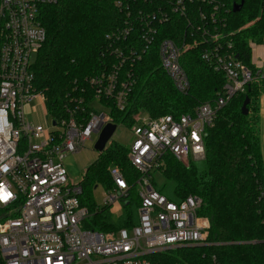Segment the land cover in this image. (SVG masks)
Listing matches in <instances>:
<instances>
[{"label": "built area", "instance_id": "obj_1", "mask_svg": "<svg viewBox=\"0 0 264 264\" xmlns=\"http://www.w3.org/2000/svg\"><path fill=\"white\" fill-rule=\"evenodd\" d=\"M56 1L0 0V205L11 206L10 215L0 217V264H149L145 255L150 252L205 242L210 221L198 213L202 198H169L152 184L150 171L166 151L182 161L205 157V135L219 108L251 81L264 77V55L254 52L264 42L250 43V63L237 56L231 41L224 40L226 16L220 15L215 0H141L140 5V0H114L127 12V20L107 35L118 61L109 72L88 77L93 89L89 118L85 122L71 113L54 117L46 93L36 86L33 54L48 35L41 5ZM180 15L187 20L186 39L163 37L158 43L162 66L175 85L181 91L189 88L183 48L200 43L202 58L223 72L226 82L216 99L199 103L192 112L135 114L128 157L140 172L139 221L111 231L87 227L90 211L80 200L83 186L70 181L64 156L80 151L94 132L99 136L108 122H114L109 111H96L94 102L113 98L123 108L133 83L130 71L121 77L124 65L140 59L162 25ZM136 31L139 38L129 41L126 49L113 46ZM35 100L45 122L27 118ZM110 174L116 186L106 192L105 204L126 197L131 187L118 166L111 167Z\"/></svg>", "mask_w": 264, "mask_h": 264}, {"label": "trees", "instance_id": "obj_2", "mask_svg": "<svg viewBox=\"0 0 264 264\" xmlns=\"http://www.w3.org/2000/svg\"><path fill=\"white\" fill-rule=\"evenodd\" d=\"M236 2L241 0H215L214 4H220V15L226 16L224 40L229 39L235 53L250 63V43L264 42V0H244L240 10L234 11ZM127 15L114 0H57L41 5L40 17L48 35L36 53L33 68L36 86L46 93L47 107L54 117L71 113L87 121L93 96L88 77L109 72L118 61L107 35L124 27ZM177 17L162 25L155 43L140 59L124 65L121 77L130 71L133 83L123 108L113 98L102 99L118 125L132 127L139 110L153 117L192 112L199 103L216 99L222 90L225 74L202 58V43L183 48L181 61L190 81L186 91L175 85L162 66L158 48L161 38L186 39L187 20L182 15ZM138 38L136 31L113 46L126 49L129 41ZM246 95L250 97L249 112L244 114ZM263 109L264 77H260L219 108L214 124L207 128L204 159L182 161L169 151L161 155L160 165L150 171L152 184L176 201L189 194L202 198L198 213L210 221L209 242L150 252L145 255L149 264H264ZM129 149L130 143L112 139L87 167L81 183L89 197L98 183L114 189L113 166H118L131 184L116 219L109 212L110 204L100 209L94 200L80 195L81 203L90 211L87 226L111 231L137 223L141 198L133 189L140 172L128 157ZM10 208L0 205V217L10 215Z\"/></svg>", "mask_w": 264, "mask_h": 264}, {"label": "rangeland", "instance_id": "obj_3", "mask_svg": "<svg viewBox=\"0 0 264 264\" xmlns=\"http://www.w3.org/2000/svg\"><path fill=\"white\" fill-rule=\"evenodd\" d=\"M257 43V42H256ZM263 43V42H262ZM254 52H256V55H264V47L259 46L258 48L254 49ZM36 54H33V60H35ZM94 109L96 111L102 112V111H109V107L106 106L103 103L102 98L99 101H95L94 104ZM31 107L34 108L33 112H30L27 114V118L32 121H39V122H45V117L43 116V110L41 107V104L38 102V100H35L32 102ZM141 111H136L137 113H140ZM146 113V112H145ZM263 115H264V109H263ZM135 118V115H134ZM49 120L51 122V118L49 117ZM98 137V133L94 132L92 135V139L87 141L85 147H83L80 151L78 152H72L69 151L65 156H64V163L66 166V169L68 171L69 179L71 182H79L83 179L87 167L96 159L99 151L94 147L95 141ZM116 139L118 141H121L123 143H130L132 140V128L126 124H119L111 138ZM110 140V141H111ZM109 141V142H110ZM193 159L189 158L188 160ZM204 159V158H203ZM159 181H163L164 177L161 174H158ZM140 186L138 183H136L133 193H139ZM108 191L106 186L102 183H98L97 185L93 186V188L90 191V197L86 192L82 193L81 195L84 198H89L91 200H94L95 204L97 207L102 209V207L105 205V194ZM86 198L87 201H90ZM123 200L122 198H117L114 202H112L109 206V212L112 214V217L114 219L117 218V216L121 212V207H122ZM90 214L87 216L86 219H89ZM136 219L137 222L139 221V207L136 209ZM85 224V221H84ZM85 226H87L85 224ZM90 227V226H87ZM131 227V226H128ZM209 236V233H208ZM208 237L207 240L202 244L208 243Z\"/></svg>", "mask_w": 264, "mask_h": 264}, {"label": "water", "instance_id": "obj_4", "mask_svg": "<svg viewBox=\"0 0 264 264\" xmlns=\"http://www.w3.org/2000/svg\"><path fill=\"white\" fill-rule=\"evenodd\" d=\"M243 1L241 0V2H236L233 5V10L234 11H238L240 10V8L243 5ZM237 56H239V54H236ZM250 101V97L249 95H246L244 102L242 104V112L244 114H247L249 112V104ZM54 123H56V120H54ZM118 124L115 122H108L100 131L99 136L97 138V140L95 141L94 147L99 151L102 152L107 144L109 143V141L111 140L116 128H117ZM197 245H201L200 244H189V245H185V246H197ZM184 246V245H183ZM157 251V250H156Z\"/></svg>", "mask_w": 264, "mask_h": 264}, {"label": "crops", "instance_id": "obj_5", "mask_svg": "<svg viewBox=\"0 0 264 264\" xmlns=\"http://www.w3.org/2000/svg\"><path fill=\"white\" fill-rule=\"evenodd\" d=\"M259 56V55H258ZM263 117H264V115H263Z\"/></svg>", "mask_w": 264, "mask_h": 264}]
</instances>
